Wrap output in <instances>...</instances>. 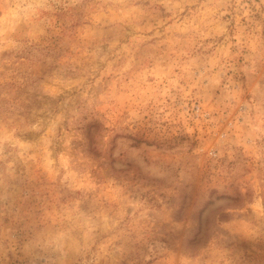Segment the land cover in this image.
<instances>
[{"label": "rangeland", "instance_id": "374dc122", "mask_svg": "<svg viewBox=\"0 0 264 264\" xmlns=\"http://www.w3.org/2000/svg\"><path fill=\"white\" fill-rule=\"evenodd\" d=\"M0 264H264V0H0Z\"/></svg>", "mask_w": 264, "mask_h": 264}]
</instances>
